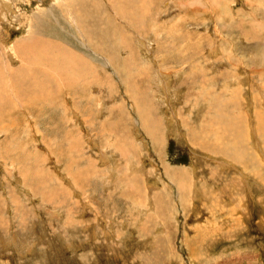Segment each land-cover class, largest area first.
I'll return each instance as SVG.
<instances>
[{
    "label": "rangeland",
    "instance_id": "374dc122",
    "mask_svg": "<svg viewBox=\"0 0 264 264\" xmlns=\"http://www.w3.org/2000/svg\"><path fill=\"white\" fill-rule=\"evenodd\" d=\"M0 91V264H264V0H0Z\"/></svg>",
    "mask_w": 264,
    "mask_h": 264
},
{
    "label": "bare ground",
    "instance_id": "6f19581e",
    "mask_svg": "<svg viewBox=\"0 0 264 264\" xmlns=\"http://www.w3.org/2000/svg\"><path fill=\"white\" fill-rule=\"evenodd\" d=\"M160 1V0H159ZM110 2V1H109ZM218 4H220V3H218ZM2 6H4V5H2ZM78 7V6H77ZM71 9V8H70ZM72 10V9H71ZM50 16H53L52 14H51V12L49 11V13H48ZM71 15V19H70V17H69V20H70V23H73L74 25H75V29H76V31H78V33L80 34V32H81V27L79 26V19L77 18V16L75 15V14H73V13H71L70 14ZM144 26V25H143ZM137 29V28H136ZM143 29V28H142ZM147 30V29H146ZM143 32V31H142ZM141 33V32H140ZM32 39V38H31ZM27 42V41H26ZM208 42V41H207ZM210 42V41H209ZM84 48H86L87 49V47L85 46ZM13 49V48H12ZM215 49V48H214ZM214 49H213V51H214ZM10 52V51H9ZM212 52V51H211ZM218 53V52H217ZM215 55V54H214ZM230 56V55H229ZM100 57V56H99ZM228 60L229 61H231V58L230 57H228ZM237 62H239V60H237ZM107 65V64H106ZM160 68V67H159ZM24 72V71H23ZM163 73H164V71H163ZM168 75H170L169 73H168ZM166 76V75H165ZM168 77V76H167ZM237 78V77H236ZM162 79V78H161ZM163 80V79H162ZM41 81V80H40ZM167 81H169V80H167ZM38 83V82H37ZM168 84V83H167ZM26 86V85H25ZM164 86V85H163ZM165 89H167V88H165ZM31 91V90H30ZM1 92V91H0ZM212 110V109H211ZM208 118V117H207ZM212 119V118H211ZM218 118H216L215 120H217ZM222 120V119H221ZM228 120V121H227ZM227 120H225V121H227V122H229L230 124H231V122L229 121L230 119H227ZM213 121V120H212ZM212 121H209L210 122V124H211V122ZM217 121H219V120H217ZM225 121H223V122H225ZM212 123H214V121L212 122ZM217 123H220V122H217ZM228 123V124H229ZM212 125H214V124H212ZM220 125V124H219ZM216 126H218V125H216ZM229 126H231V125H229ZM216 128H220L219 126L218 127H216ZM232 128V127H231ZM214 128H213V126H212V128L210 129V130H213ZM222 129L224 130V128L222 127ZM215 131H212V132H214V133H217L216 132V130L217 129H214ZM231 130L232 129H230V132H229V130L228 131H226V132H228L227 134H230V133H232L231 132ZM224 131V132H225ZM219 132V131H218ZM226 132H225V134H226ZM211 133V132H210ZM210 133H208L207 134V136L210 134ZM222 133V132H221ZM230 136L232 137V134H230ZM206 137V136H205ZM230 138V137H229ZM232 138H234V136L232 137ZM231 138V140H235V139H232ZM216 140V139H215ZM224 140V139H223ZM227 140V139H226ZM230 140V139H229ZM207 141V140H206ZM225 141V140H224ZM210 144H212V141L210 140ZM240 142V141H239ZM206 144H207V142H205ZM218 143V142H217ZM205 144V145H206ZM215 145H216V142L214 143ZM209 146V145H208ZM217 146V145H216ZM220 148V147H219ZM213 149H214V147H213ZM222 150V149H221ZM230 151V150H229ZM223 152H224V150H223ZM226 152H227V150H226ZM228 153V155H230L229 154V152H227Z\"/></svg>",
    "mask_w": 264,
    "mask_h": 264
}]
</instances>
